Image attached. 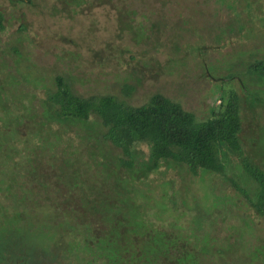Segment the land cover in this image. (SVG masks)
I'll list each match as a JSON object with an SVG mask.
<instances>
[{"label": "rangeland", "instance_id": "rangeland-1", "mask_svg": "<svg viewBox=\"0 0 264 264\" xmlns=\"http://www.w3.org/2000/svg\"><path fill=\"white\" fill-rule=\"evenodd\" d=\"M248 1L254 8L245 0H83L77 5L68 0V8L57 10L58 0H0L6 25L0 31V54L7 60L0 66V97L6 93L8 99L0 98V113L18 119L19 139L31 141L40 162L31 174L38 186L21 178L22 188H33L36 198L45 193L34 206L15 207L10 192L0 191V264H87L74 252L76 225L60 219L61 214L48 219L40 207L63 198L51 186L62 172L50 162L72 159L75 151L82 161H99L97 170L107 165L119 176L126 174L116 162V150L109 151L92 125H70L66 131L47 118L45 96L57 74L79 94L110 92L134 104L160 91L199 120L224 104L234 89L242 96L243 149L264 168V82L247 68L264 61V0ZM229 74L234 78L228 79ZM241 79L250 90L262 89V102L253 108L240 89ZM125 84L132 86L130 94ZM25 129L40 138L34 140ZM19 139L7 143L12 156L25 161L28 151ZM141 148L147 153L146 146ZM221 157L220 174L193 176L181 164L162 166L140 182L137 193L146 197L137 200L147 202L143 204L150 216L155 214L151 221L156 225L176 218L213 236V264H261L264 216L232 185L238 182L252 195L253 181L241 175L234 154Z\"/></svg>", "mask_w": 264, "mask_h": 264}, {"label": "trees", "instance_id": "trees-1", "mask_svg": "<svg viewBox=\"0 0 264 264\" xmlns=\"http://www.w3.org/2000/svg\"><path fill=\"white\" fill-rule=\"evenodd\" d=\"M73 1L77 5L83 0ZM245 1L246 6L254 8L251 1ZM58 2L61 6L57 10L68 8V0ZM3 20L4 13L0 9L1 32L6 27ZM4 57L0 54V66H6ZM247 68L258 76L259 81L264 82V61ZM232 77L233 74L227 76L228 79ZM54 78V88L45 96L47 118L65 126L66 131L70 125L93 126L95 131H100L109 151L116 150V162L126 172L119 176L115 170L102 164V168L106 167L107 170L104 173L102 168H96L99 161L95 159L94 162V158L92 161H82L75 151L72 159L61 157V162L48 164L53 170L57 167L58 172H62L61 177L64 178L56 175L58 184L51 186L63 198L60 201H44L45 204L40 207H43L42 212L48 219H59L57 215L61 214L60 219L66 218L76 225L75 231L77 228L79 231L73 235L74 252L80 254L87 264H213L210 259L215 252L213 236L207 231L197 230L188 221L190 226L187 223L183 225L176 218L156 225L151 221V216L155 214L150 216L143 204L147 202L137 200L146 197L137 193L140 182L151 177L162 166L172 163L183 165L193 176L220 174L224 170L221 153L231 152L239 161L241 175L253 181L252 195L244 185L238 182H232V185L255 213L263 218L264 168L243 149L240 115L242 96L238 91L232 89L224 104L222 102L216 110L211 111L210 116L199 120L181 102L160 91L152 93L146 101L134 104L110 92L79 94L63 75L57 74ZM239 83L247 102L252 104L251 108L262 102L258 97V93L262 92L261 87L258 91L251 89L256 94L252 97V91L245 82L241 79ZM124 86L126 93L130 94L132 86ZM6 97L7 94L3 93L0 98L6 101ZM19 128L18 119L13 120L0 113V191L10 192V201L15 207H28L37 204L39 199L43 201L45 193L42 192L36 198L33 188L30 191L22 188L24 182L20 181L21 178H27L31 186L36 184L31 174L40 162L35 161L38 157L31 141L28 142L25 137L19 139ZM25 130L34 140L40 138L39 134L34 135L30 130ZM15 138L21 143L24 140L22 145L28 151L25 161L12 156L7 140L12 142ZM142 145L146 146L147 153L141 148ZM12 147L21 150L15 144ZM90 155H93L92 152ZM18 182L21 183L20 193L16 189ZM62 189L63 193L60 192ZM14 215L15 211L10 214L12 219ZM162 220L165 219H159ZM197 222L196 226L201 227ZM219 249L223 251L220 243ZM263 254L264 251H261V264H264L261 259Z\"/></svg>", "mask_w": 264, "mask_h": 264}]
</instances>
